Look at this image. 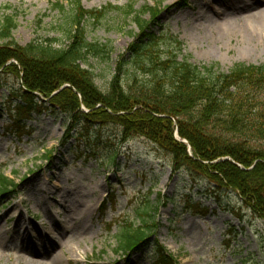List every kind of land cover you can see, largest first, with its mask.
Instances as JSON below:
<instances>
[{
  "label": "rangeland",
  "instance_id": "obj_1",
  "mask_svg": "<svg viewBox=\"0 0 264 264\" xmlns=\"http://www.w3.org/2000/svg\"><path fill=\"white\" fill-rule=\"evenodd\" d=\"M72 1L0 0V19L15 17L12 37L21 46L58 39L55 46L65 47ZM159 1L80 0L86 10L120 8L107 11L98 23H84L89 41L112 48L106 64L89 59L97 86L107 88L120 57L138 35L134 16L125 14L131 3L150 32H163L165 44L177 39L193 63L215 64L222 72L238 63L264 66V0H165L158 9ZM240 4L249 8L241 15L230 14L232 6ZM144 9L149 12L143 14ZM152 9L160 11L154 21ZM250 13L258 14L246 16ZM0 82L18 86L13 74L1 76ZM8 98V89L1 87L0 175L18 187L15 193L0 192V233L5 241L0 264H51L62 254V264H152L155 244L178 264H264V222L235 192L176 171L171 157L142 137L120 141L115 124L100 126L62 147L72 123L64 115L45 111L18 133L8 113ZM114 149L115 163L105 164ZM49 152L51 160L45 157ZM148 203L156 210L155 232L146 248L116 253L117 222L138 226L137 212ZM21 227L27 228L33 243L38 244L37 234L54 243L47 258L28 252Z\"/></svg>",
  "mask_w": 264,
  "mask_h": 264
},
{
  "label": "trees",
  "instance_id": "obj_2",
  "mask_svg": "<svg viewBox=\"0 0 264 264\" xmlns=\"http://www.w3.org/2000/svg\"><path fill=\"white\" fill-rule=\"evenodd\" d=\"M164 1H159L158 9ZM71 5L65 47L55 46L58 39L21 46L12 37L15 17L0 19V77L13 74L18 84L15 89L0 82V88L8 89V113L17 132L34 115L61 114L72 123L60 144L64 147L71 139H84L100 126L115 124L120 141L146 139L171 157L176 171L235 192L264 222V66L238 63L222 72L215 64L193 63L177 39L165 44L163 32H150L131 3L125 14L134 16L138 35L102 89L88 62L92 58L108 63L112 48L89 41L84 23H98L107 11L120 8L86 10L80 0ZM54 7L63 11L62 6ZM147 12L144 9L143 14ZM159 12L152 9L151 20ZM45 157L53 158L51 152ZM115 157L114 149L105 164H114ZM17 187L0 175L1 194L15 193ZM155 210L148 203L137 212L138 226L128 220L117 222L116 253L146 248L155 232ZM153 249L152 264H178L163 246L155 244Z\"/></svg>",
  "mask_w": 264,
  "mask_h": 264
},
{
  "label": "bare ground",
  "instance_id": "obj_3",
  "mask_svg": "<svg viewBox=\"0 0 264 264\" xmlns=\"http://www.w3.org/2000/svg\"><path fill=\"white\" fill-rule=\"evenodd\" d=\"M240 6H241V4L239 6H232L230 14H232L233 16L241 15L243 10H246V8H249V7H247V4L246 5L244 4L241 7ZM246 12H248V11H246ZM258 13H250L249 15L247 14L246 16L254 17ZM217 15L219 16L220 14H217ZM51 217L54 218V215L53 216L51 215ZM19 224H20V222L17 223V225H19ZM56 224L58 225L60 223L57 222ZM18 229H19V231L22 230L21 233L23 234V236L26 235V237H28V240H27L28 241L27 245L29 247L28 252H29V250H31L30 254H32V256L37 257L40 260H42L44 258H47L48 253H50L49 250L54 246V243H52V241L51 242L48 241L46 237H44L42 235H39V234L36 235V236H39L38 237V244L37 243H33L32 240L30 239L31 235L28 234V232H27V228L21 227V228H18ZM4 242H5L4 241V237H3L2 233H0V246ZM62 257H64L63 254H62L61 257L54 256L50 260L51 264H62V262H63V258ZM42 263L43 262H39V261H31V264H42Z\"/></svg>",
  "mask_w": 264,
  "mask_h": 264
},
{
  "label": "water",
  "instance_id": "obj_4",
  "mask_svg": "<svg viewBox=\"0 0 264 264\" xmlns=\"http://www.w3.org/2000/svg\"><path fill=\"white\" fill-rule=\"evenodd\" d=\"M188 153L191 154L190 148L188 147Z\"/></svg>",
  "mask_w": 264,
  "mask_h": 264
}]
</instances>
